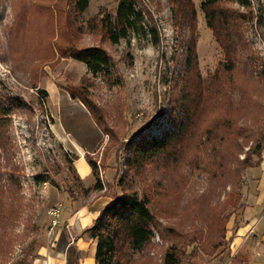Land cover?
Listing matches in <instances>:
<instances>
[{
  "label": "rangeland",
  "instance_id": "1",
  "mask_svg": "<svg viewBox=\"0 0 264 264\" xmlns=\"http://www.w3.org/2000/svg\"><path fill=\"white\" fill-rule=\"evenodd\" d=\"M119 1L90 0L76 13L74 1L63 0L62 18L74 25L64 21L62 45L101 46L113 59L111 74L93 75L71 57H39L43 33L37 37L35 25L37 16L48 20L43 8L37 14L33 8L20 40L16 32L25 25L16 26L19 0H0V104L11 111L0 118V264H45L50 257L92 264L96 241L88 229L95 219L80 211L99 197L118 198L128 180L149 198L156 218L150 244L134 253L132 264H162L171 245L183 253L180 264H232L247 168L233 183L222 165L236 157L257 161V143L264 141V0H251L250 8L226 4L246 15L235 60L208 28L203 0H194V56L169 0H133L144 14L142 27L112 43L102 24L117 23ZM212 84L218 89L209 93ZM73 89L82 97L73 99ZM184 106L194 111L192 119L200 118L189 132L196 144L182 162L166 167L168 152L146 159L135 154L138 142L173 130V117ZM116 126L125 135L111 145L106 132ZM232 145L236 153L229 159ZM89 160L97 165L93 183L83 181L77 168L84 172ZM98 179L101 190L94 189Z\"/></svg>",
  "mask_w": 264,
  "mask_h": 264
},
{
  "label": "trees",
  "instance_id": "2",
  "mask_svg": "<svg viewBox=\"0 0 264 264\" xmlns=\"http://www.w3.org/2000/svg\"><path fill=\"white\" fill-rule=\"evenodd\" d=\"M28 3V0H19L16 10V26L25 25L22 29L17 30L16 34L19 39L30 27V13L35 9L36 14L39 8L46 11L48 20L35 25L37 37L40 33V43L38 42L39 57L51 59L55 54L63 58L71 57L79 62L86 64L88 70L93 75L101 73L111 74L114 70V62L111 55L101 46H91L86 48H75L72 45L63 46L61 43V35L63 33V25L65 21L68 25H74V21L68 22L63 20V0H49L48 4L40 6L35 3ZM74 11L83 13L89 6L90 0H73ZM174 15L178 19L188 39L185 47L188 54L194 56L196 53L195 44L197 37V7L194 0H169ZM238 4L240 7L250 8L251 0H203L200 9L204 14L205 21L209 29L216 33L217 37L222 39L223 45L230 58L237 57L239 47L243 45L240 24L246 21V15L241 12L230 10L226 7L227 3ZM30 7V8H29ZM144 14L137 9L133 0H120L118 4L117 23L112 25L109 21L102 24L103 31L108 39L117 44L121 39L128 38L132 32H137L143 23ZM103 22V21H102ZM16 30V29H15ZM154 32V30H151ZM20 32V34L18 33ZM18 39V38H17ZM38 39V38H37ZM57 53H54L55 51ZM59 52V53H58ZM235 60V59H234ZM260 73L264 79V62L260 64ZM232 68V67H231ZM230 68V69H231ZM215 84V83H214ZM212 86L207 87V91L214 93L218 88ZM76 89L71 91V97L76 99L82 97L77 94ZM44 95L46 92L42 91ZM85 105L89 106L94 116L101 121V117L97 116L94 107L84 100ZM11 111L6 105L0 104V118L10 115ZM194 111L188 110V106L181 108L179 116L173 117V130H167L163 136L155 137L150 140L138 142L135 148V154L139 153L142 159L147 157L158 156L168 152L166 156V167L173 165L176 161L182 162L187 156L189 150L194 148L196 142L192 135H189L191 126L200 117L192 119ZM172 120V119H171ZM195 122V123H196ZM176 129H175V128ZM110 137V144L114 145L119 142L121 135H125L121 126L112 128L106 132ZM187 133V134H186ZM259 138H264V133L259 134ZM237 148L239 147L238 139L236 140ZM236 147V146H235ZM232 145L229 159H233L236 149ZM264 141L257 143L255 154L258 155L257 161H252L250 156H246L239 161L236 157L228 167L222 165V174L228 179L235 182L241 170L256 166L260 163ZM139 162V160H136ZM93 169V174H97V165L93 160H89ZM137 166V164H135ZM234 166V167H233ZM95 190L103 189L100 180L94 186ZM123 193L115 198L108 206H106L94 221V225L88 230L91 238L97 242L96 263L97 264H132L134 253H140L146 249L153 238V228L156 225V218L149 207V198L147 196L140 197L138 192L131 187V181L122 183ZM89 192V190H86ZM91 192V191H90ZM182 251L177 245H171L164 253L162 264H180L182 259ZM243 257H234L232 264H243Z\"/></svg>",
  "mask_w": 264,
  "mask_h": 264
},
{
  "label": "crops",
  "instance_id": "3",
  "mask_svg": "<svg viewBox=\"0 0 264 264\" xmlns=\"http://www.w3.org/2000/svg\"><path fill=\"white\" fill-rule=\"evenodd\" d=\"M83 151V153L86 152L85 150ZM81 159L84 160V156L80 157L79 160ZM84 164H82L84 172H81L77 166L78 172L83 181L93 183L94 181L90 179L93 177L92 168L86 162ZM243 187L241 208L236 217L237 226L232 239L231 255L233 258L237 256L243 257L245 259L243 264H264V148L260 163L246 169ZM113 201L111 198L99 197L92 203L93 205L91 204V206L81 210L80 215L91 214L92 220H94ZM81 222L82 219L78 224L80 228ZM80 244L81 248H83L84 243ZM96 250L97 242L93 241L91 249L92 264H96ZM52 261L55 264H64L62 260L54 257H50L48 261L45 260V264H48V262L52 264Z\"/></svg>",
  "mask_w": 264,
  "mask_h": 264
},
{
  "label": "built area",
  "instance_id": "4",
  "mask_svg": "<svg viewBox=\"0 0 264 264\" xmlns=\"http://www.w3.org/2000/svg\"><path fill=\"white\" fill-rule=\"evenodd\" d=\"M57 211H59V208H57L54 212H53V214H55L56 215V212ZM57 222L56 221H54V225L56 224Z\"/></svg>",
  "mask_w": 264,
  "mask_h": 264
}]
</instances>
